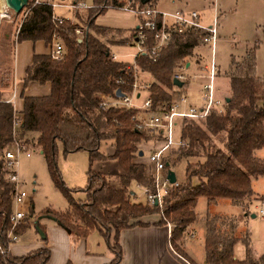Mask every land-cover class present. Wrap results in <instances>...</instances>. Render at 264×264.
<instances>
[{
    "label": "trees",
    "instance_id": "1",
    "mask_svg": "<svg viewBox=\"0 0 264 264\" xmlns=\"http://www.w3.org/2000/svg\"><path fill=\"white\" fill-rule=\"evenodd\" d=\"M138 1L143 3V0ZM94 3L96 6L88 8L83 17V22L93 32L87 29L82 42L78 41L75 32L80 26L71 21L56 24L52 19V7L47 4L33 6L18 24V42L43 40L50 45L54 33H57L66 44L67 52L61 61L53 59L50 54L34 55L25 84L30 81L51 82L52 91L46 96H25L22 118L16 117L14 104L0 91V239L7 250L0 254V264H48L51 258L48 248L21 257L13 256L10 251L8 235L15 183L10 179L12 170L8 166L6 151L12 147L15 138L27 144L18 137L17 126L23 133H34V137L28 138L33 142L32 147L43 152L53 181L70 203L67 213L47 209L42 212L43 216L55 220L78 240L98 231L114 254L110 264H120L123 260L120 243L123 231L152 225L171 224V246L186 258L181 242L188 228L198 220L195 210L198 200L206 197L211 204L220 199L242 204L245 199L256 195L253 179L264 177V159L256 155L264 147V77L256 74L253 49L240 63L232 59L227 74L231 96H228L230 101L226 112L213 110L203 120H183L181 137L187 140L188 146L176 150L175 156L168 160L170 165L167 168L174 169L185 160L187 182L172 189L165 196L162 207L137 200L139 186L152 187L154 184L147 163L138 160L141 144L157 136L138 127V109L101 106L103 97L118 96V89L131 92L129 83H133L134 78L128 63L113 59L111 47L100 37L112 33V28L95 23L98 15L117 8L122 2L94 0ZM32 4L33 0H30L28 6ZM102 4L112 7H100ZM202 44L201 33L176 35L155 61L146 55L137 58L140 68L153 78L148 89L153 109L172 100V90L180 88L174 83L176 65L191 58ZM119 79L125 83H118ZM187 83L184 81L181 88ZM16 121L19 122L17 126ZM107 140H112L114 152L111 155L101 149L103 141ZM59 142L66 154L80 150L89 153L90 168L85 188L66 185L58 163ZM109 159L118 161L120 172L94 168L96 161ZM193 178L198 179L197 185L192 184ZM77 191L85 192L86 198L77 200L74 196ZM153 217H158L159 221L148 222ZM221 221V216L215 214L211 217L209 214L206 264H264L263 258L256 260L253 256L250 232L247 231L243 238H228L217 225ZM29 226L21 225L16 234L20 236ZM239 243L245 247L243 260L235 256V247Z\"/></svg>",
    "mask_w": 264,
    "mask_h": 264
},
{
    "label": "rangeland",
    "instance_id": "2",
    "mask_svg": "<svg viewBox=\"0 0 264 264\" xmlns=\"http://www.w3.org/2000/svg\"><path fill=\"white\" fill-rule=\"evenodd\" d=\"M86 2L89 7L95 6L94 0H86ZM2 3L6 10V16L1 15ZM215 5L218 11L219 36L214 49L210 44H202L196 49V53L194 51L191 58L186 59L192 61L189 68L186 69L187 65L184 64L187 63L184 60L179 62L174 69V73L176 71L186 73L187 78L185 81L188 83L184 88L173 89L172 96L177 97L180 94H187L194 103L200 105L203 102V87L210 80L209 72L213 61L220 70V74H217L214 80V85L216 95L221 100H226L228 96H231V83L227 74L230 73L233 58L240 63L254 49L257 62L256 74L264 77V0H176L175 5H173L172 0H159L156 7L162 11L175 9L199 11L204 17V22L210 24L214 17ZM62 10L64 9H58L57 12L63 14ZM81 12H77L78 20H76V24L87 31L88 28L83 22L84 13L87 10ZM65 15L72 16V12L66 11ZM24 17H26L24 10L21 13H16L7 6L6 0H0V91L5 93L9 92L13 82L12 60H15L18 45L16 30L20 20ZM139 21V17L135 13L114 8L107 9L95 19L97 25L112 28V33L100 37L108 43L113 53L122 55V59L128 62H132L133 54L137 51V48L131 45L122 46L120 43L130 40L132 30L136 24H139ZM89 31L93 32L92 30ZM61 41L67 52L66 44L62 38ZM182 124L183 120L179 119L176 127V137L181 139H183L181 137ZM18 137L26 143L30 142V144H27L28 150L22 152L19 157L17 173L22 179V189L29 194L26 204L34 218L33 220H27L24 225H30L29 228L19 236V242L11 245V247L19 249L16 250L20 252L19 254H26L29 249L36 251L41 249V246L51 251L50 247L53 246L52 252L55 254L56 259H59L67 250L71 251V257H76V254L79 253L77 247L80 240L73 236H67L66 229L52 222L53 219L43 216L42 213L47 209L67 213L70 210V203L53 181L43 152L36 147L32 148L33 142L23 137L22 134H18ZM159 143L161 142L154 138L143 144H148V150H150ZM112 147V140H107L103 141L101 149L105 153H109ZM177 149L180 148L175 146L169 149L166 158L171 160ZM257 154L259 157L264 158V148L259 150ZM185 162V160H182L178 166H174L177 180L180 183L187 182ZM58 163L62 177L69 188L80 189L87 186L88 170L90 168V157L87 151L80 150L66 154L63 144L59 142ZM192 184L197 185L198 179L193 178ZM253 189L256 195L250 199H245L242 204H236L228 199H220L212 204L206 197H201L198 200L195 208L198 221L193 225V230H188L182 240L188 260L192 264H206L207 262L205 241L209 214L211 217H214L215 214L221 216L222 221L217 225L220 226L222 234L228 238H243L247 231H250L254 248L257 252L264 253V177L254 179ZM137 193L139 195L137 200L145 203L146 197L143 192L137 189ZM74 196L77 200H84L86 193L77 191ZM33 206L35 212L31 210ZM39 217H43V219L39 220ZM37 223H39L38 227L47 235L46 240H43L38 232ZM100 235L98 231H94L87 236L94 247L97 246L95 242L97 244ZM103 241H105L104 237ZM105 245L108 246L106 241ZM244 253L245 247L239 243L235 247V254L238 258H241Z\"/></svg>",
    "mask_w": 264,
    "mask_h": 264
},
{
    "label": "built area",
    "instance_id": "3",
    "mask_svg": "<svg viewBox=\"0 0 264 264\" xmlns=\"http://www.w3.org/2000/svg\"><path fill=\"white\" fill-rule=\"evenodd\" d=\"M120 2L122 4L117 6L118 9L135 13L140 20L132 39L137 51L133 54L132 62L125 61L128 63L127 67L133 70L134 80L133 83H129L132 87L131 92H123V96H104L101 106L103 108L118 106L126 109H138L136 116L138 127L157 136L156 138L161 142L150 151L148 156V171L154 178V184L152 187L142 185L139 187L142 189L147 203L162 207L165 196L180 184L178 180L172 183L168 178L169 170L174 169L167 168L170 163L166 158V153L175 146L179 148L188 146L187 140L176 137L178 120H203L213 110L218 113H225L228 108V102L221 100L216 95L214 80L218 74V68L213 61L209 72V83L203 87L204 94L201 105L194 103L187 94H180L177 97L173 96L170 102L159 105L155 110L153 109V101L150 95L147 93L144 98L142 96V88L148 90L151 83L145 85L141 83V74L145 72L137 64V58L141 55H146L155 61L161 51L173 41L176 35L184 34L201 33L203 44H210L214 49L219 36L218 11L215 5L213 20L210 24H206L204 17L199 11H187L184 9L162 11L150 1L141 3L138 0H120ZM38 4H47L52 7V19L56 24H62L65 21L76 23L77 11L91 8L84 0H33L32 6H28V4L24 8L26 15L31 12L33 6ZM100 7L109 8L112 6L110 4H102ZM58 9L68 10L72 12V16L59 14L57 12ZM75 32L78 41L82 42L86 30L80 26L75 29ZM49 54L58 61L63 60L66 56L65 45L61 41V36L57 33L53 35ZM121 57L113 54V59L115 60H122L120 59ZM184 65L186 66V64ZM174 77L182 81L187 78L186 73L179 71L174 73ZM117 82L125 83L122 79L117 80ZM18 124L19 122L16 121L15 126ZM27 150L28 145L15 138L12 147L6 151L8 166L12 170L10 179L15 183L13 211L10 218L11 229L8 235L11 245L19 241V236L16 234L17 229L21 225L26 224L27 220H33L34 218L26 204L29 194L22 189L17 173L19 157L22 152ZM168 226L172 227L171 224ZM6 251L0 239V254H4Z\"/></svg>",
    "mask_w": 264,
    "mask_h": 264
},
{
    "label": "crops",
    "instance_id": "4",
    "mask_svg": "<svg viewBox=\"0 0 264 264\" xmlns=\"http://www.w3.org/2000/svg\"><path fill=\"white\" fill-rule=\"evenodd\" d=\"M84 1L86 2V0ZM158 1L159 0H156V1L154 0L153 3L156 5ZM172 3L173 5H175L176 0H172ZM114 9H118V8H114ZM85 10L87 9H80L77 12L82 11L81 13H83L85 12ZM66 11L70 13V11L68 10ZM66 11L62 10L61 12H63V14L65 15ZM137 26L138 25L136 24L135 28L132 31H134L137 28ZM120 44L122 46L123 45L135 46L132 39L127 40L124 43L121 42ZM196 49H195V53H196ZM49 52H50V46L47 45L43 40H38L35 42L31 40L18 42L17 54L15 57V60L14 59L12 60L13 61V66H12L13 67V80H12L13 82H12L9 92L8 93L4 92V95H3L5 99H7L8 101L14 104L15 115L18 118H22L23 116L22 112L24 110V103H25L24 97L25 96H46V95L51 94V91H52L51 82L40 84L37 81H30L28 84H25V78L27 76V69L31 65L34 55L49 54ZM120 59H122V57ZM191 62L192 61L187 62L186 64L187 68L191 66ZM219 74H220V70L218 69V75ZM152 81H153V78L149 74L147 73L141 74V83L143 85L149 84ZM141 92H142V96L144 94L146 96L148 93V90L142 89ZM17 130H18V133L22 134L23 137H26L29 139L34 137V133L32 132L23 133V131L20 129V126H17ZM141 148H142L140 152L141 157L138 160L140 162L147 163L149 153L152 149L148 150V144H143ZM263 148L259 150H262ZM113 152H114V148L112 147L109 153L107 154L111 155ZM257 152H256V155L258 156ZM94 165H95V169L97 170H102L106 172H116V173L121 171L119 163L115 159H109V160H105L101 162L96 161ZM174 170L176 172L175 168ZM259 178H262V177H259ZM20 182L22 185V179L20 180ZM138 189L142 191L140 187H138ZM29 205H30V200H29ZM33 212H35V210ZM42 219L43 217H39V220H42ZM158 221H159L158 217H153V218L148 219V222H151V223H156ZM52 222L57 223L55 220H52ZM38 224L39 223L36 224V227L38 226ZM193 225H191L188 228V230L192 231ZM188 230H187V233H188ZM171 232H172V227L170 228L169 226H154V225L147 227V228L136 227V228L123 231L121 234V238H120V243H121L122 250H123V260L121 261L120 264H192L188 260V257L186 255L187 253L185 252L183 242H181V248L183 252L185 253L186 258L180 256L172 248L171 242H170ZM66 233H67L66 234L67 236H70V234L67 231ZM19 240H20V237H19ZM95 245L97 246L94 247V244L88 238L82 239L78 243L77 248L79 250V253L76 254V257H73V256L71 257L72 255L71 251L67 250V251H64V254L59 259L55 258V254L52 252L54 248L53 246H51L50 247L51 258L48 264H69V263H72V264H110L114 259V254L111 252L109 247L105 245V241H103V237L101 235H100V239H97V244L95 242ZM41 247L45 248L44 246H41ZM251 248L253 251V256L256 260H260L262 258L264 259V253L257 252L256 249L254 248V245L252 243V238H251ZM16 250H19V249H17L16 247H10V251L12 255L16 257L24 256L28 254L29 252L33 251L32 249H29V252H26V254H19L20 252ZM236 258L239 260H243L245 258V253L242 255L241 258H238L237 256Z\"/></svg>",
    "mask_w": 264,
    "mask_h": 264
},
{
    "label": "water",
    "instance_id": "5",
    "mask_svg": "<svg viewBox=\"0 0 264 264\" xmlns=\"http://www.w3.org/2000/svg\"><path fill=\"white\" fill-rule=\"evenodd\" d=\"M29 1L30 0H6V4L9 8L14 10L16 13H21L24 10V8L29 4ZM148 1L150 0H143V3H147ZM174 83L180 88L183 87L184 85V81L180 80L177 77H174ZM117 95L118 96L124 95L121 89L117 90ZM226 101L229 102L230 98L227 97ZM168 178L170 179L172 183H175L177 181L176 172L174 170H169ZM37 229L39 230V233L42 236V238L45 239L46 236L44 235L43 231L38 226H37Z\"/></svg>",
    "mask_w": 264,
    "mask_h": 264
},
{
    "label": "bare ground",
    "instance_id": "6",
    "mask_svg": "<svg viewBox=\"0 0 264 264\" xmlns=\"http://www.w3.org/2000/svg\"><path fill=\"white\" fill-rule=\"evenodd\" d=\"M2 5V9H1V11H2V16H6V10L4 9V5H3V3L1 4Z\"/></svg>",
    "mask_w": 264,
    "mask_h": 264
}]
</instances>
